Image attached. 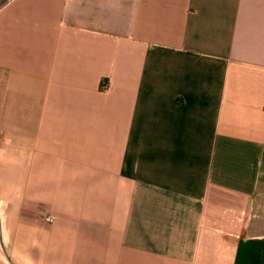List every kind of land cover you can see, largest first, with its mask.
Here are the masks:
<instances>
[{
  "label": "crops",
  "instance_id": "1",
  "mask_svg": "<svg viewBox=\"0 0 264 264\" xmlns=\"http://www.w3.org/2000/svg\"><path fill=\"white\" fill-rule=\"evenodd\" d=\"M0 264H264V0H0Z\"/></svg>",
  "mask_w": 264,
  "mask_h": 264
},
{
  "label": "built area",
  "instance_id": "2",
  "mask_svg": "<svg viewBox=\"0 0 264 264\" xmlns=\"http://www.w3.org/2000/svg\"><path fill=\"white\" fill-rule=\"evenodd\" d=\"M101 87L104 88V89H106L108 87V83L105 82V81H103L101 83ZM44 221L47 222V223H51V222H53V218L47 216V217L44 218Z\"/></svg>",
  "mask_w": 264,
  "mask_h": 264
}]
</instances>
